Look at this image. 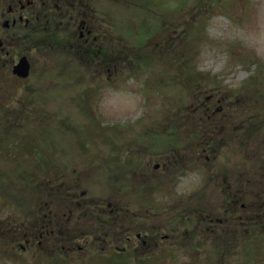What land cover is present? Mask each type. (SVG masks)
<instances>
[{
	"label": "rangeland",
	"instance_id": "374dc122",
	"mask_svg": "<svg viewBox=\"0 0 264 264\" xmlns=\"http://www.w3.org/2000/svg\"><path fill=\"white\" fill-rule=\"evenodd\" d=\"M17 2L0 0V22ZM98 13L89 37L68 15L43 49L7 44L0 59V264H247L248 240L264 264V0H102ZM174 141L190 159L213 141L211 167L172 161ZM230 168L246 181L234 199ZM113 205L127 217L108 218ZM188 206L230 220L182 227L188 247L167 218Z\"/></svg>",
	"mask_w": 264,
	"mask_h": 264
},
{
	"label": "trees",
	"instance_id": "16d2710c",
	"mask_svg": "<svg viewBox=\"0 0 264 264\" xmlns=\"http://www.w3.org/2000/svg\"><path fill=\"white\" fill-rule=\"evenodd\" d=\"M41 13H43V11ZM32 21L33 20H31L30 22H32ZM38 25H40V27H41V25H43V24L35 23L34 26L32 27V23H31L28 27H21V28H17L16 27V29H14V30L7 31L6 32L7 34H6L5 44L18 43V46L23 44V47L26 44H33V48L36 47V48L43 49V45H42L43 43L40 42V39H42V37L44 35H46V31H36V30H34L33 28H35ZM94 25L96 26L97 30L99 28H101V26L98 25L97 23L95 24V22L93 23V26ZM102 31H103V29H102ZM102 31H101V33H102ZM93 32H96V31L94 30ZM46 38H47L46 40L49 43H52V41H55V40L58 39V38H56V34L47 35ZM65 38L66 37L64 35V39ZM50 39H51V42H50ZM54 44H55V42H54ZM19 48H21V47H19ZM218 92H219V90H216V93H218ZM254 109H255V111H258V114H260L258 116V119L261 121V119H260L261 117L260 116H263V114H264V102L262 104V107L261 106L260 107L255 106ZM263 122H264V119H263ZM259 124H260V122H259ZM259 124L257 125V122L254 123L253 127H251V129H250L249 132L248 131L245 132L246 130H244L243 137H245L246 140H249L251 138V136L254 135V132H256V128H257V126L259 127ZM230 136H233V135L231 134ZM192 137L195 138L196 136H192ZM174 142L175 143H172V146H174V147L171 148V151H170V158L172 159V161H175V160H177V161H183V160L188 159V161L189 160L190 161H195V163H193L194 165H199L200 166V165H205L206 164L208 167H211V164H209L210 160H209V158L207 156L209 155L210 157L211 156L214 157L216 155V154H213V153H216V152H214V150H215L216 147L213 146L214 145L213 141L212 142H197V143H191L190 146H193V149H192L193 150V153L196 154V155L198 154L197 157L196 158H193V159H190L188 157H185V156L180 155L179 154L180 149L178 148V143H177V141H174ZM261 155H262V151H259L257 157L260 156V159H261ZM168 159H169V157H168ZM258 162H259L260 165L264 166V161L262 159L259 160ZM258 162H256V164L253 163L252 167H256L258 165ZM218 169H220V168H218ZM223 173L226 174V175H228V179L230 178V180H231V182L229 184L230 187H232V188L235 187V182L236 181L239 183L238 187H236V190H234V191L232 190L230 192L228 191V194L231 195V196H233L232 198L234 199L235 198L234 192L240 194V192H239L240 186H242L243 184L246 183L245 178L242 177V174L241 173L239 174L238 172H235L234 171V168H230L228 170L227 169H223ZM235 174H236V176H235ZM237 174H239V175H237ZM241 179L243 180L242 183L240 182ZM229 199H230V196H229ZM73 203H74V201H73ZM113 206H114V212L113 213H110V215H107V217L108 218L111 217L112 220H114L116 216L119 217V214L120 213H123V211H124V209L121 210V209L117 208L115 205H113ZM187 208H188L187 211H184V210L181 211V209H179L178 210L179 212L176 213V216H175L174 219L172 218V214L167 217L168 219H170V221L176 220V222H178L177 225H175V224L172 225L175 228V230L174 229L171 230L172 234H176L177 232L183 231L182 230V227L189 226L190 223H194V222H197V226H200V227L201 226L203 227V225H204L205 226V232L208 233L210 231V229H211V226H210V223L211 222H215V223L222 224V222L225 223L228 220H230L229 219L230 214H228L229 216H226V214H224V213L221 214V215H219V214L218 215H214L212 213V211L209 208H207V207L199 206V207H196V208L191 209L192 207H189L188 206ZM228 209H229V211L234 210V209H231V208H228ZM124 212L126 213V217H127V215L129 213L126 212V211H124ZM157 212L152 213L153 215L152 214L150 215V214L144 213L143 214L144 216L143 215H140L138 217L131 216V218L134 219V220L152 219L153 217H155V215L157 214ZM208 214L210 216H206L204 218V220H202V217L204 215H208ZM187 224H189V225H187ZM174 237L177 238L176 239L177 241H180L181 240L183 243L184 242H187V241H190L189 244L186 243L188 245V247H192V248L196 247V244H194L193 241L188 238V235H187V233L185 231H183L180 234V236H174ZM215 240H217V238ZM255 244H253L252 240H248L246 242V244L243 245V248L246 250V252L248 254V255H246L247 256L246 257L247 258V261H246L247 264H250V262L256 260V259L255 260L253 259L254 256H256V254L254 252L255 251L254 250L255 249V246H254ZM257 254H260V253L258 252ZM252 264H260V262L259 261L256 262V263L252 262Z\"/></svg>",
	"mask_w": 264,
	"mask_h": 264
},
{
	"label": "flooded vegetation",
	"instance_id": "af4514ba",
	"mask_svg": "<svg viewBox=\"0 0 264 264\" xmlns=\"http://www.w3.org/2000/svg\"><path fill=\"white\" fill-rule=\"evenodd\" d=\"M101 2L102 0H19V2L8 7L7 15L3 14V19L0 24L4 31L14 30L16 27H28L31 23L33 27L35 23L43 24L41 18L47 17V15L49 16V13H51L50 19L47 21L46 25L43 24L41 27L38 25L33 28L36 31H47L51 30L53 26L55 27L56 23V28H59V24L63 23L62 18L71 15V18L75 20V22L72 23L74 26V32L76 33L79 31L81 34L86 32L87 37H89L94 33V30L97 31V28L95 25L93 26V23L95 22V24L97 23L98 25H101V22L99 21L101 16L98 13V5H100ZM41 9L44 13L43 15L41 14ZM58 11L59 13H56ZM53 13L58 14L59 17L57 20L53 18ZM31 20L33 21L30 22ZM84 35L85 34L81 35L80 38L84 39ZM0 40H3V38L1 37ZM3 44L0 46V59L6 54H9V52H5L6 48L5 46L3 47ZM75 202L79 203L80 199L74 200V203ZM110 213L113 212L111 211ZM117 218L118 217L116 216L114 220ZM136 238V242H142V245L144 246L147 243V240L143 239L144 236L141 234L137 235ZM168 238L164 237L163 239ZM127 241L131 242V238H127Z\"/></svg>",
	"mask_w": 264,
	"mask_h": 264
},
{
	"label": "water",
	"instance_id": "95a60500",
	"mask_svg": "<svg viewBox=\"0 0 264 264\" xmlns=\"http://www.w3.org/2000/svg\"><path fill=\"white\" fill-rule=\"evenodd\" d=\"M0 46L2 42L0 41ZM31 64L26 56L20 58L17 64L13 67V74L20 78H27L30 75Z\"/></svg>",
	"mask_w": 264,
	"mask_h": 264
}]
</instances>
